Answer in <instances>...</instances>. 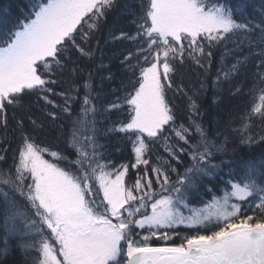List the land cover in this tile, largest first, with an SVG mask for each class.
I'll list each match as a JSON object with an SVG mask.
<instances>
[{
  "label": "snow or ice",
  "instance_id": "6c2138e0",
  "mask_svg": "<svg viewBox=\"0 0 264 264\" xmlns=\"http://www.w3.org/2000/svg\"><path fill=\"white\" fill-rule=\"evenodd\" d=\"M105 27L119 47L96 65L111 85L102 96L82 61L101 52ZM189 65L203 74L190 95L175 83ZM214 65L213 102L227 85L252 104L239 128L213 135L199 97ZM169 90L187 100L184 122ZM33 104L46 120L14 115L9 139V108ZM254 118L264 124V0L0 4V264H264V151L229 157L226 134L264 147ZM113 137L128 162L100 143Z\"/></svg>",
  "mask_w": 264,
  "mask_h": 264
},
{
  "label": "trees",
  "instance_id": "16d2710c",
  "mask_svg": "<svg viewBox=\"0 0 264 264\" xmlns=\"http://www.w3.org/2000/svg\"><path fill=\"white\" fill-rule=\"evenodd\" d=\"M14 3V4H20L21 7L23 6V3L26 2V0H0V4H3L5 7L8 5V3ZM107 32L108 29L105 27L100 33L97 34L98 39L100 40V49L101 52L97 53V56L94 60V62H89L86 58L82 61V65L86 68V70L93 72L94 77V86L99 91L100 88H103V92L101 93L102 96L108 94L109 88L111 85L108 81L101 82V77L107 76V70H97L96 65L100 62L101 54H103V62L105 64H108L111 58L112 52L115 50L116 47H119L118 45H113L111 43L105 44L104 41L107 38ZM95 43V42H94ZM112 67L111 71L116 74V81L115 84H119L120 78L122 75V70L117 71V65L115 61H111ZM216 67L213 66L211 70V74L209 76L208 80V87L207 91L202 93L199 97V103L201 106V110L204 113L203 115V121L206 127H210L211 133L214 135L217 131H225L226 129H237L240 127V121L241 117L250 109L252 101L250 98L246 95L236 96V97H230L227 93V85L224 86V96L222 101L220 102H213L214 99V88L211 86V80L216 74ZM87 78V71L82 74V79ZM203 78V74L201 70L197 69L195 65H189L183 70V75H179L175 78V83H183L185 89L188 91L189 95L191 94L192 90L195 88H199V80ZM79 82V81H78ZM67 83L64 84V87H67ZM123 95V93H121ZM168 97L170 99V102L173 103L177 108V115L179 118V122H184L187 116V100L184 96L175 94L172 90H169ZM59 102V98H54ZM99 107V104H98ZM76 110L79 111V106H76ZM15 115L16 119H19L20 116H25L27 118L28 115H32L33 118H36L38 120H46V117L44 113L41 112L39 106L33 104V107L30 112L20 109H16L13 111V109L9 108L8 110V122L10 126L9 130V139H12L15 133L11 132V127L15 124V120L13 119V116ZM126 113L123 115H112L110 117L111 121L124 119ZM99 119L101 121L108 120L109 118L106 115L100 116ZM26 125H28L27 119H25ZM30 127V125H29ZM250 127L252 129L253 134H259L262 129H264V124L261 123V121L258 118H254L252 121H250ZM226 134L229 135L230 140L232 141L228 146V153L229 157L232 156L233 148L236 150V156L233 158H238L240 155L244 154H251V155H259L261 151H264V147H262L259 144H254L251 147L247 145H240L238 136L235 132L228 130ZM3 135V130L0 129V136ZM223 137H221L222 139ZM40 139H45V134H40ZM116 140L115 137L112 138V140L106 141L105 139H101L100 143H108L110 146L108 148V151L112 153V159L115 160L117 164L128 162L131 159L130 155V146L125 148V151L123 154L116 153L113 151L111 144H115ZM15 146V143H13V147ZM63 145L61 144V147ZM157 154H163V146L161 145L158 150ZM227 159V157H226ZM183 171V167L180 169ZM227 171V170H225ZM135 172V170H132L130 173V176ZM223 187V185H221ZM217 195H222V192L216 193ZM211 194L204 195L201 197H198L192 203L190 204V207L194 208H201L204 206L205 202H208L211 200ZM248 205H245L247 207ZM214 223V222H213ZM211 227V225H210ZM177 231L183 233L189 232L190 229H187L185 227H178ZM155 243V241H154Z\"/></svg>",
  "mask_w": 264,
  "mask_h": 264
},
{
  "label": "rangeland",
  "instance_id": "374dc122",
  "mask_svg": "<svg viewBox=\"0 0 264 264\" xmlns=\"http://www.w3.org/2000/svg\"><path fill=\"white\" fill-rule=\"evenodd\" d=\"M202 208V207H201ZM184 212H185V215H187L188 214V211H187V209H185L184 210ZM179 227H181V226H179ZM182 227H184V226H182Z\"/></svg>",
  "mask_w": 264,
  "mask_h": 264
}]
</instances>
